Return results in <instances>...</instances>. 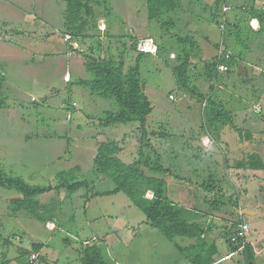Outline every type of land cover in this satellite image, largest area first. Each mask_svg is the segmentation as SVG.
Instances as JSON below:
<instances>
[{
    "label": "rangeland",
    "instance_id": "rangeland-1",
    "mask_svg": "<svg viewBox=\"0 0 264 264\" xmlns=\"http://www.w3.org/2000/svg\"><path fill=\"white\" fill-rule=\"evenodd\" d=\"M210 1L199 0V4L205 5ZM54 2L0 0V25L7 22L11 29H0V38L10 40L6 47L18 59L12 58V66L17 63L16 74L13 71L11 79L3 77L10 88L8 95L4 98L0 96V104L2 102L4 106L0 110V169L31 186L42 188L55 185L58 173L78 166V180L93 182V193L106 192L113 189V184L105 176L103 180H98L100 176L94 172L93 158L97 142L114 139L115 132L110 134L114 127L100 125V119L111 104L76 84L86 76L84 68L75 63L76 59L71 62L62 55L65 47L53 43L51 38H45L42 27H38L43 22L49 26L45 27L47 32H55V28L61 26L62 16L52 6ZM95 2H100L101 10L106 14L105 18L98 20V29L106 33L104 24L108 25L106 34L117 37L115 47L123 49L122 46H128L129 38L141 37L147 27L155 24L148 20L145 0ZM208 31L213 40L218 39L217 30L209 26L205 29L206 33ZM42 33L43 38L40 36ZM29 34L37 38H29ZM2 45L4 43L0 41V47ZM51 55L58 56L47 57ZM170 59L175 57L172 55ZM198 71L201 73L200 68L197 70L199 74ZM246 73L251 75L248 70ZM139 77L145 84L146 96L154 106L146 120L147 130L149 133L158 132L149 135V141L143 140L145 145L148 144L144 156L168 169L167 174L148 175L165 179L166 195L170 201L185 207L192 204L195 208L208 211L209 207L203 203L204 197L209 198L207 188L199 187L201 183L198 185L197 181L191 184L188 178L190 173L195 175L204 167L210 168L212 173L216 163L223 159L220 148L214 145L210 147V156L204 155V152L198 154L200 145L212 142L201 129L202 106L187 94L179 92L168 68L159 62H151L149 57L142 58ZM195 78V85L204 91L207 83L202 81L200 74L195 73ZM229 78L226 90L215 88L211 95L220 94L224 102L229 103L230 111L239 112L238 117H242L245 111L253 118L259 116L254 106L260 109L261 106L253 102L264 94V90L260 91L258 86L236 74ZM6 96L10 98L6 99ZM32 96L38 100L37 103L30 101ZM67 101H76L79 105L71 110V120L66 119ZM260 104L264 101L261 100ZM4 109L8 112L6 117L2 114ZM8 115L15 117L8 118ZM117 127L127 131L119 140L125 151L121 159L131 163L138 159L141 131L132 125ZM222 130L229 132L225 136L228 139L237 135L228 126ZM256 146L261 148L260 143ZM261 150L264 154V147ZM234 181V176L228 173L222 184L232 187ZM256 185L250 193L255 197H264V186ZM63 193L58 196L60 200L65 199ZM82 195L84 190L61 203L57 217L43 225L25 217L23 212H10L8 201L19 195L14 190L0 188V264H28L31 255H35V259L30 264H79V252L84 243L96 244L108 264H186L169 240L146 225L145 216L124 194L94 197L85 204ZM252 195L248 196L246 204L253 201ZM55 197V193H46L37 200L47 204ZM147 197L151 198V194ZM223 218L215 219L217 226L213 233V236L215 233L220 235L214 241L221 254L228 251V245L219 231L224 225H230ZM244 220L249 224L247 239L256 250V263L264 264V256L260 254L264 244V216H248ZM177 241L185 240L179 238ZM37 244L42 246L36 253L32 246ZM240 259L236 256L220 264H239Z\"/></svg>",
    "mask_w": 264,
    "mask_h": 264
},
{
    "label": "trees",
    "instance_id": "trees-1",
    "mask_svg": "<svg viewBox=\"0 0 264 264\" xmlns=\"http://www.w3.org/2000/svg\"><path fill=\"white\" fill-rule=\"evenodd\" d=\"M54 1L52 6L56 7L62 16L61 26L58 25L55 28L57 31L50 32L45 38H59L61 42L64 41L65 53L62 55L70 52L77 60L74 59L75 63L81 65L86 72V76L76 84L87 89L91 95L110 102L111 108L104 112L100 125L105 128L119 125L138 127L142 143L138 159L125 163L121 159L125 151L119 141L112 138L97 142L93 169L98 176H105L112 182L113 189L106 192L93 193V182L78 180L77 174L80 171L78 166L58 173L55 185L42 188L31 186L21 178L10 176L0 169V188L14 190L19 195L8 201L10 212L14 214L23 212L25 217L28 216L46 225L57 217L60 204L76 192L84 190V195L81 196L84 204L94 197L122 193L145 216L146 225L156 229L172 243L183 263L214 264L223 258L220 257L214 241V236L220 235L216 233L212 237L217 226L214 224L217 218L224 217L223 219L230 223L229 226L224 225L219 232L225 237L228 254L234 251L236 247L231 243V237L239 225L246 223L237 213L241 190L234 182L232 187L222 182H225L228 173L233 176L230 169L264 171V162L257 154L247 155L235 161L229 158L226 145L220 140L222 128L228 126L240 139H245L248 133L234 124V115L228 110V105L220 94L217 96L216 93L215 96L211 94L216 91L215 88L225 89L229 77L234 74L247 82L252 81L248 74L246 77L240 75L238 68L242 66L246 72V69L251 70L249 68H252V65L261 63L262 59L258 57L256 47L263 48L260 45H264L262 40L264 35L258 33L257 40L253 41L249 38L248 30H252L249 25L252 18L257 19L260 24L264 22V0H247L238 9L235 0H211L205 5H200L199 0H145L148 20L155 24L147 27L141 37L130 36L128 46H122L123 49L114 46L117 37L106 34L109 30L106 23L104 28L106 33L98 29V20L105 18L106 15L101 10L100 2ZM233 12L235 14L231 20L228 15ZM0 26V29L9 28L7 23ZM209 26L218 31L217 40H213L209 31L205 32ZM149 38L153 39L157 46L156 53L145 54L137 51L139 41ZM0 41L10 44L9 39L0 38ZM220 50L229 52V58L226 59L225 55L219 56ZM172 55L175 57L173 60L170 59ZM53 56L58 55L47 57ZM143 57H149L151 62H159L166 66L175 79L176 89L202 106L201 129L206 133L205 137L212 142L209 147L200 145L197 148L198 154L202 155L205 148L210 149L213 145L220 148L222 153L223 159L216 163L217 166L212 173L210 168L204 167V170L200 169L195 175L187 174L191 184L197 181L198 185L201 183L199 187L207 188L209 192V198H203L204 205L210 208L208 211L189 205L191 211L201 212L204 218L210 217L208 223L204 222L205 220L201 222L191 220L188 206L168 199L165 179L148 175L167 174L168 169L144 156L148 144L145 145L143 140L149 141L148 136L158 132L149 133L146 127V120L153 112L154 106L146 96L145 84L139 77ZM69 61L72 62V59ZM220 65H225L227 71H220L218 69ZM199 68L202 81L207 83L204 91L194 83L195 73L199 75L197 73ZM31 102L37 103L38 100ZM65 107L68 111L66 119L71 120L70 112L77 108V104L67 101ZM61 192L66 195L64 200L58 197ZM46 193H55L56 199L41 204L37 197ZM147 194H151V198L147 197ZM259 212L263 214L264 206ZM179 238L185 241L178 242ZM41 246L37 244L32 248L37 253ZM79 257V264H108L94 243H84L80 248ZM239 257L240 264H255L256 256L249 242Z\"/></svg>",
    "mask_w": 264,
    "mask_h": 264
},
{
    "label": "crops",
    "instance_id": "crops-1",
    "mask_svg": "<svg viewBox=\"0 0 264 264\" xmlns=\"http://www.w3.org/2000/svg\"><path fill=\"white\" fill-rule=\"evenodd\" d=\"M235 1L236 2H234V3L237 5L236 7L238 9V8H241L246 3L247 0H235ZM234 14H235V12L229 13L228 17L231 18V20H232ZM5 23H7V22H5ZM41 23H42V25L39 23L38 27L39 28L42 27V30L44 31L43 33L45 35L50 34V32H47L45 30V27L49 28V26L46 25V23L45 24L43 22H41ZM249 25H250V29H252L251 31L248 30L249 38L251 40H253V41L257 40L258 33H263V35H264V22H262L260 24V22L257 19L252 18ZM104 28H105V24H104ZM260 31H262V32H260ZM43 33H42V35H40L42 38L44 37ZM30 35H31V37H30ZM29 38H37V37L33 36L32 34H29ZM51 41L53 43H60L62 46H64V41L61 42V40L59 38H57V39L51 38ZM6 44L7 43H4V45H2L0 47V96H2L3 98L5 95L9 94V88H10V84L3 77H8L9 79H11V77L13 76V71H14V74H16L15 69H16V65H17V63H16V65L14 67L12 66V60L17 59V55H15L11 50L9 51V49L6 47ZM256 48H257L256 53H258V57H260L262 59L261 63H260V65H255V66L252 65L251 66L252 68H249L251 70H248V71L251 74L250 76H252L251 77V79H252L251 83L258 86L260 88V91H261V90H264L263 89L264 88V47L263 48L262 47H256ZM6 52L9 53L8 56L10 58L6 56ZM65 57L68 59H72V60L75 59V56L72 55L70 52H67ZM12 58H14V59H12ZM249 67H250V64H249ZM245 71H247V69ZM258 75H260L261 77H259ZM263 96H264V94L256 102H253V103L259 104L261 106V110L259 112L255 111V113H257V115H259L255 118L249 116L247 111H245V113L241 112L242 117H238L237 115L239 114V112L230 111L229 110V103H227L228 106L226 105L228 110L232 113V115H234V118H233L234 124L237 127H239L240 129H242L245 133H248V136H246L245 139H240V137L237 133H236L237 135H235L236 138L234 136V137H229V139H228L225 136H228L229 132L222 130V135H221L220 140L222 141L223 144L226 145V150L228 152L229 158H231L234 161L242 159L247 155L257 154L262 159V161L264 162V154L261 150V148L264 147V115H263L264 104H260L261 100L264 101ZM9 98L10 97L6 96V99H9ZM72 103H76L77 107H79V105L76 101H73ZM2 104L3 103L1 102L0 110H3L4 106H2ZM2 114H4L6 117L8 112H6V110L4 109ZM9 117L14 118L15 115H8V118ZM119 128L120 127H117V128L114 127V129L110 133V134H112L113 132H115L113 137L117 141L120 140L121 136H122L121 138H123V136L127 133V131L126 132L121 131ZM208 143H209V141H208ZM259 143L261 144L260 149H258L256 146ZM122 146L124 149V145H122ZM204 146L209 147L210 143L208 145H204ZM204 152L211 154L212 150L205 148ZM230 171H232L233 176H235V178H234L235 179V181H234L235 186L241 190V195H240V199L238 202L239 207L237 210L238 215L242 218V220L244 222H246L244 220V217H248V216H261V217H263L264 212H263V214L259 212L260 209L264 206V203H262V202H264L263 195H260V196L257 195L255 197L250 192L254 191V188H256L257 183L259 185L264 186V171H252V170H248V169H241V170L230 169ZM102 178H104V177L100 176L98 180H103ZM246 190H248V191H246ZM249 190H251V191H249ZM250 194L254 197L253 201L251 203L246 204L247 198ZM64 196H66V195L64 194ZM59 197H60V195H59ZM188 208H190V207H188ZM191 210H192V208H190V210H188L191 212V214L189 216V218H191V220H193V221L198 220L200 222L205 220L204 222H207V223L210 222V217L204 218L203 214H201V212L199 213L197 211H191ZM246 212H248L250 214H247ZM217 237L214 236V239H216ZM252 247H253L254 253L257 254L253 245H252ZM228 252H229V250L223 254H221L219 252L220 257H224L225 255L228 254ZM260 252H261L260 254H262L264 256V244H263ZM256 261H257V258H256ZM256 261H255V264H257ZM224 262H226V261H224Z\"/></svg>",
    "mask_w": 264,
    "mask_h": 264
},
{
    "label": "built area",
    "instance_id": "built-area-1",
    "mask_svg": "<svg viewBox=\"0 0 264 264\" xmlns=\"http://www.w3.org/2000/svg\"><path fill=\"white\" fill-rule=\"evenodd\" d=\"M137 51L140 53H145V54H155L157 51V46L155 45L153 39H143L139 41L137 44ZM219 56L225 55V58H229L230 53L229 52H224V50H220L218 52ZM174 57V56H173ZM218 69L220 71H227V67L225 65H220L218 66ZM172 99V96L170 97ZM36 99L34 97L31 98V101H35ZM75 106V104H73ZM254 110L256 112H259L261 109L258 107L254 106ZM249 225L246 223H243L238 226L237 230L235 231V234L231 237V243L236 247V249L229 254L225 255L222 259L217 261L214 264H220L226 260H230L236 256H239L243 253L245 249V245L248 243V235H249ZM35 259V255H31L29 259V263H33V260Z\"/></svg>",
    "mask_w": 264,
    "mask_h": 264
},
{
    "label": "water",
    "instance_id": "water-1",
    "mask_svg": "<svg viewBox=\"0 0 264 264\" xmlns=\"http://www.w3.org/2000/svg\"><path fill=\"white\" fill-rule=\"evenodd\" d=\"M238 73H239L240 75H245V77L247 76V73L244 72V69H243L242 66H239V68H238ZM246 213H247V214H250V213H248V212H246Z\"/></svg>",
    "mask_w": 264,
    "mask_h": 264
}]
</instances>
